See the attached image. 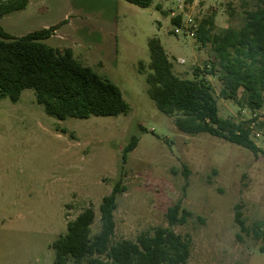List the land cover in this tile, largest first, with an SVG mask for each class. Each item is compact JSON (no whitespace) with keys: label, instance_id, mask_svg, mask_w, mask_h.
I'll list each match as a JSON object with an SVG mask.
<instances>
[{"label":"rangeland","instance_id":"374dc122","mask_svg":"<svg viewBox=\"0 0 264 264\" xmlns=\"http://www.w3.org/2000/svg\"><path fill=\"white\" fill-rule=\"evenodd\" d=\"M256 2L153 0L140 7L126 0H30L0 17L15 37L57 25L44 42L71 47L77 60L118 85L129 104L118 115L59 119L37 101L34 88L17 101L0 97V264H54L53 241L85 208L95 211L91 234L99 231L100 204L117 183L123 191L115 240L168 226V208L180 201L191 216L172 227L191 239L186 264H264V106L249 108L242 89L236 100L222 97L219 75L209 73L211 44L197 37L212 15L215 32L239 29ZM178 15L182 23L175 25L171 18ZM151 37L161 40L179 77L208 79L219 115L248 124L262 152L178 129L146 78ZM132 136L138 143L124 160Z\"/></svg>","mask_w":264,"mask_h":264},{"label":"trees","instance_id":"16d2710c","mask_svg":"<svg viewBox=\"0 0 264 264\" xmlns=\"http://www.w3.org/2000/svg\"><path fill=\"white\" fill-rule=\"evenodd\" d=\"M30 0H0V17L25 8ZM140 7H148L153 0H126ZM245 13L239 29L228 27L215 32L214 16L205 18L197 29L203 44L210 43L213 65L210 74H218L222 83L221 95L238 99L245 93L251 109L264 106V0ZM160 8V6L158 5ZM180 25L182 16L171 18ZM57 25L36 29L15 37L0 23V97L17 101L25 88H34L37 101L48 114L65 119L87 118L92 115L111 116L127 113L129 104L118 85L99 75L89 65L74 57L72 48L53 47L44 42L55 32ZM151 61L147 81L158 108L175 116L174 123L182 132H207L231 143L244 145L255 154L262 152L251 138L250 126L243 122L222 118L213 86L207 78H182L173 70L161 40H149ZM140 63V70L144 68ZM216 67H218L216 69ZM132 136L124 148V160L137 146ZM123 191L117 183L100 204L101 226L91 234L95 211L87 207L68 222L67 232L52 243L54 264H186L191 256V239L173 229L183 224L191 212L181 202L167 211L168 226H158L153 233L141 232L136 240H115V211L118 195ZM235 220L242 229L244 220L239 210Z\"/></svg>","mask_w":264,"mask_h":264},{"label":"built area","instance_id":"2783aa9c","mask_svg":"<svg viewBox=\"0 0 264 264\" xmlns=\"http://www.w3.org/2000/svg\"><path fill=\"white\" fill-rule=\"evenodd\" d=\"M180 29H181L180 27L179 28H176L175 29V32H177V33L180 32ZM189 34L192 35V36L194 35L193 31H191V33H189ZM181 61H184V60L181 59ZM257 134L259 135V133H257Z\"/></svg>","mask_w":264,"mask_h":264},{"label":"crops","instance_id":"0c3cea01","mask_svg":"<svg viewBox=\"0 0 264 264\" xmlns=\"http://www.w3.org/2000/svg\"><path fill=\"white\" fill-rule=\"evenodd\" d=\"M46 27H49V26H46ZM46 27H42V28H46ZM175 31V30H174ZM176 33V32H175ZM67 48V47H66ZM69 48H71V47H69Z\"/></svg>","mask_w":264,"mask_h":264}]
</instances>
